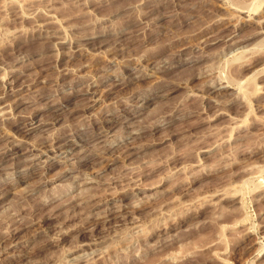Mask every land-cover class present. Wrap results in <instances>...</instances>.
Here are the masks:
<instances>
[{"label":"rangeland","instance_id":"rangeland-1","mask_svg":"<svg viewBox=\"0 0 264 264\" xmlns=\"http://www.w3.org/2000/svg\"><path fill=\"white\" fill-rule=\"evenodd\" d=\"M9 145L0 264H264V0H0Z\"/></svg>","mask_w":264,"mask_h":264},{"label":"bare ground","instance_id":"bare-ground-1","mask_svg":"<svg viewBox=\"0 0 264 264\" xmlns=\"http://www.w3.org/2000/svg\"><path fill=\"white\" fill-rule=\"evenodd\" d=\"M147 2V1H146ZM239 7V6H238ZM247 7V6H246ZM244 10V9H243ZM251 10V9H250ZM89 39V38H88ZM235 42V41H234ZM236 43V42H235ZM217 77V76H216ZM91 80V79H90ZM91 81H93L94 82V80H91ZM96 81V80H95ZM21 82V81H20ZM88 82V81H87ZM90 82V81H89ZM96 83V82H95ZM19 84V83H18ZM23 83H21V85H19V86H21V87H18L15 91L16 92H19V91H22L24 88H25V86H23L22 85ZM90 84H92V82H90ZM28 86V85H27ZM89 86V85H88ZM17 87V86H16ZM87 87V86H86ZM92 87V86H91ZM94 87V86H93ZM93 87H92V89H93ZM228 87V86H227ZM88 88V87H87ZM86 88V89H87ZM27 89H28V87H27ZM91 89V88H90ZM25 90V89H24ZM14 91V90H13ZM93 91V90H92ZM91 90L89 91L88 90V92H92ZM23 92V91H22ZM95 92V91H94ZM94 92H93V95H94ZM87 93V92H86ZM7 95V94H6ZM12 95V94H11ZM147 101H149V100H147ZM57 109H60V110H63L64 108L63 107H57ZM33 117V116H32ZM36 117V116H35ZM173 117V116H172ZM31 118V117H30ZM57 119V118H56ZM34 117L33 118H31V121H30V123H34ZM27 121V120H26ZM29 121V120H28ZM168 121V120H167ZM20 122V121H19ZM57 122V121H56ZM24 123V122H23ZM38 123V122H37ZM55 123V122H54ZM28 124V123H27ZM27 124H25V125H23L25 128H26V130H34V129H38L39 128V130L40 129H45L44 128V125L45 124H47V122L46 121H43V120H41L40 121V123L38 124V125H36V126H31V125H27ZM34 124H36V123H34ZM62 134H60V137H58V139L56 138L55 140L57 141V140H62V137H64V135H62ZM66 136V135H65ZM98 136V133L96 132L95 134H93V135H91V137L90 138H94V137H97ZM59 142V141H58ZM57 143V142H56ZM68 143H70V139L69 140H65V141H60V144H58L57 146H60L61 147V149H62V151H63V149L66 147V145L68 144ZM3 145V144H2ZM54 146H55V142H54V144H53ZM52 145V146H53ZM13 148L14 147H12V146H6V147H4V148H2V149H4L3 151H1L0 152V154H2V155H4V157H7V155H9L10 154V151H13ZM56 148V147H55ZM59 148V147H58ZM52 149V148H51ZM60 149V148H59ZM34 150V149H33ZM32 149H29V151L30 152H32L33 151ZM70 149H68V148H66V149H64V152H68ZM57 151V150H56ZM207 151V150H206ZM14 152V151H13ZM27 153H29V152H27ZM32 154H34L35 156H38V157H33V161H32V165H37L38 163H39V158L41 157V155L42 154H39V153H32ZM108 154H110V152L108 153ZM40 155V156H39ZM105 156H108V155H105ZM110 156V155H109ZM113 156V155H112ZM102 157H103V155H102ZM102 157L100 158V160L102 159ZM118 157V156H117ZM43 158V157H42ZM104 158V157H103ZM112 158V157H111ZM3 158H1L0 160H2ZM104 159H107L106 157L104 158ZM110 159V158H109ZM112 159H114V158H112ZM111 159V160H112ZM32 160V159H31ZM108 160V159H107ZM113 161V160H112ZM30 164V163H29ZM74 170V169H73ZM33 173V172H32ZM3 194H6V193H3ZM101 203H96V206L98 207V205H100ZM125 206V205H124ZM124 206H123V208L121 209V210H123L124 209ZM115 209V208H114ZM116 210V209H115ZM115 210H113L112 211V213L113 212H115ZM118 211H120V210H118ZM108 212H109V210H108ZM123 212V211H122ZM111 213V212H110ZM101 216H103V215H101Z\"/></svg>","mask_w":264,"mask_h":264}]
</instances>
